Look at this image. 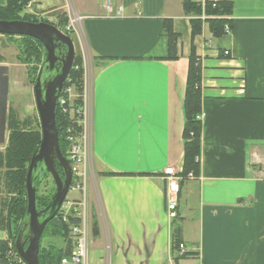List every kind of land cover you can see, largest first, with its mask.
<instances>
[{
    "label": "crops",
    "instance_id": "obj_1",
    "mask_svg": "<svg viewBox=\"0 0 264 264\" xmlns=\"http://www.w3.org/2000/svg\"><path fill=\"white\" fill-rule=\"evenodd\" d=\"M227 1L229 31L214 38L203 22L193 39L181 0L29 1L26 11L40 16L71 9L82 17L77 55L91 103L86 264H105L107 252L113 264H264V0ZM166 19L180 36L176 61L161 60ZM192 45L201 66L200 173L179 193L191 255L175 262L163 170L181 171Z\"/></svg>",
    "mask_w": 264,
    "mask_h": 264
},
{
    "label": "trees",
    "instance_id": "obj_2",
    "mask_svg": "<svg viewBox=\"0 0 264 264\" xmlns=\"http://www.w3.org/2000/svg\"><path fill=\"white\" fill-rule=\"evenodd\" d=\"M30 0H5V4L0 6V20L12 21L21 20L32 23L44 22L45 19H38V14L28 12L27 5ZM182 10L185 15L190 16L191 37L192 39L201 33L203 22L208 24V29L214 38H219L225 34V28L231 26V21L228 19L231 16L232 5L227 0H221L215 3L206 1L202 7L201 4L193 0H181ZM54 15V14H53ZM52 15V16H53ZM205 15V20L201 16ZM57 23L55 24L62 29L68 24L65 13L57 12L55 15ZM164 32L166 36V55L161 60L176 61L178 59V47L180 36L172 29V21L164 20ZM68 35V32H65ZM7 39L19 38L18 49L20 51L21 61L23 63L35 62L42 64L45 58V52L42 45L28 37L20 36H4ZM63 51L65 50L62 47ZM35 69V68H34ZM39 71V69H35ZM32 72V69H31ZM31 78L36 80V72L32 73ZM7 79L1 81V86L6 88ZM201 66L195 57L193 45L191 46V53L189 56V64L187 71L185 95L183 99V117L184 124L182 130L183 139V159L181 172L179 176L182 178L180 182V189L182 185L188 180L191 175L197 178L200 173V139H201V120L198 118L201 114ZM34 85V84H33ZM70 86L73 91V98L67 104L68 108L77 109L81 105V93L83 86V60L80 55H75L73 67L62 88ZM75 115V114H74ZM76 115L71 119L67 115H62L59 111L58 104L55 107V123L58 133L59 149L63 157L66 159L68 143L65 140V133L68 127H72L75 131L79 128L75 123ZM33 121L30 119L20 120L13 109H8L6 115V129L9 133L8 144L5 150L0 151V232L6 234L5 240H0V264H18L12 252L18 258V254L14 247V241L18 235L21 222L26 213V189L25 180L27 168L30 159L38 147L41 139L40 132H31L29 128ZM38 126V122L36 119ZM58 171L59 168L56 166ZM103 176H113V173H103ZM51 177L46 174L44 179ZM39 184V186L42 184ZM53 182V181H52ZM37 188L36 201L39 209H43L48 204L51 195H39ZM54 191V189H53ZM53 193V192H52ZM3 194V195H2ZM76 221L69 219L66 223L62 222L59 214L52 219L45 227L41 238L38 260L39 264H59L60 260L68 257L71 252V239L69 235V227ZM94 222V220H93ZM171 238L170 248L174 257V261L186 259L191 254L187 253L179 256V245H182L181 228L178 218L171 222ZM51 239L52 243L42 244V240ZM57 240V241H56ZM53 241L60 242L53 244ZM11 244V248L8 247ZM27 243L25 244V247Z\"/></svg>",
    "mask_w": 264,
    "mask_h": 264
},
{
    "label": "water",
    "instance_id": "obj_3",
    "mask_svg": "<svg viewBox=\"0 0 264 264\" xmlns=\"http://www.w3.org/2000/svg\"><path fill=\"white\" fill-rule=\"evenodd\" d=\"M7 35L32 38L42 45L45 52L33 85L41 139L27 168L26 213L14 241L16 252L25 264H39L41 235L58 213L71 182L69 164L59 149L55 107L62 85L73 67L75 51L68 35L44 22L0 20V36ZM46 174L51 176L54 191L46 207L39 209L36 192Z\"/></svg>",
    "mask_w": 264,
    "mask_h": 264
},
{
    "label": "built area",
    "instance_id": "obj_4",
    "mask_svg": "<svg viewBox=\"0 0 264 264\" xmlns=\"http://www.w3.org/2000/svg\"><path fill=\"white\" fill-rule=\"evenodd\" d=\"M206 1L212 3L214 7L215 3L221 0H202V7ZM109 9V6L106 7ZM27 9H30V5H27ZM68 12V11H67ZM68 25L67 30L80 36V28L82 17L67 13ZM207 17L201 16L202 20ZM229 29L225 28V33ZM224 55H228L225 51ZM83 60V59H82ZM67 78V77H66ZM66 80V79H65ZM73 91L70 86L61 88L58 95L56 104H58L59 111L62 115H67L70 119L76 115L75 123L79 130L75 131L71 126L67 128L65 133V140L68 143L66 152V160L71 170V182L68 192L77 193V197H68V193L63 200L58 214L62 222H67L69 219H74L76 222L69 227V235L71 239V252L68 257H64L60 260L59 264H86L87 256V233L89 227V209L87 199L85 196L86 183L88 175L91 173V103L89 86L86 77V70L83 67V86L82 93L80 96L81 105L77 109L68 108L67 104L73 98ZM75 114V115H74ZM200 120L203 119V115L200 114L198 117ZM181 171L174 167H169L163 170V179L165 181L164 190V205L167 218L169 221H173L178 218L177 205L178 197L180 193V182L182 178L179 176ZM194 177L189 175L188 179ZM11 248V244L8 246ZM15 261L18 264H25L20 257H16L12 252ZM186 254L185 247L179 245L178 255L182 256Z\"/></svg>",
    "mask_w": 264,
    "mask_h": 264
},
{
    "label": "rangeland",
    "instance_id": "obj_5",
    "mask_svg": "<svg viewBox=\"0 0 264 264\" xmlns=\"http://www.w3.org/2000/svg\"><path fill=\"white\" fill-rule=\"evenodd\" d=\"M103 1L104 0H99L100 3H102ZM71 12H72L71 9H69L67 13L71 14ZM67 13H65V15L68 20ZM72 14L74 13L72 12ZM38 19H45L46 23L57 27L64 34L65 32H68V36L71 38L74 45L75 55L78 54V42H77L78 35H76L74 32L72 33L70 29L67 30V26L66 29L65 28L62 29L61 27L56 26L55 24L57 23V21L52 16H38ZM19 41L20 40L18 37H15L14 39L10 40L5 38L4 36H0V151L2 152L5 150L8 144V137H9V133L5 125L8 109L10 108L13 109L20 120H24V119L32 120L33 121V123H31L32 126L29 128L31 132H36V131L40 132L39 120L35 109L34 94H33L34 77L33 78L30 77L33 75L32 73L34 72H36L37 74V71H35V69L36 68L39 69L40 64L35 63L34 61L28 63H23L21 61L22 55H20V51L18 49L20 43ZM79 55L82 57V59H85L84 55L81 54ZM83 67L86 68L85 61H83ZM4 78L7 79L6 88H3L1 86V81ZM36 119L38 122V126L36 123ZM53 189H54V184L52 182L51 177H49L45 181H43L42 184L39 186L38 194L51 195ZM90 194L91 192L86 183V189H85L86 199H87V195L89 197ZM67 196L72 198L77 196V193L68 192ZM98 225L100 229V240L102 241V244L104 246L105 235L103 233V229L101 225L100 224ZM88 235H87V248L89 250L90 246L88 244L89 243ZM5 239H6V234L0 232V240H5ZM49 242L52 243L51 239L42 240V244L44 245ZM54 242L55 241H53V244ZM59 243L60 242H55V244L60 245ZM9 244L10 243H8V246ZM105 251L107 252L106 249ZM87 258L89 259L88 255ZM111 258L107 252V255L105 257V264H113ZM88 259H87V264L89 261Z\"/></svg>",
    "mask_w": 264,
    "mask_h": 264
}]
</instances>
